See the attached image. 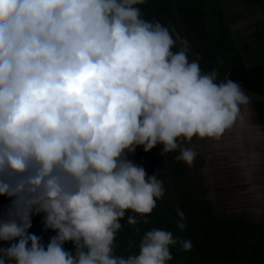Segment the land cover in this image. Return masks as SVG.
Returning a JSON list of instances; mask_svg holds the SVG:
<instances>
[{
	"label": "clouds",
	"instance_id": "1",
	"mask_svg": "<svg viewBox=\"0 0 264 264\" xmlns=\"http://www.w3.org/2000/svg\"><path fill=\"white\" fill-rule=\"evenodd\" d=\"M145 2L0 0V264H169L171 247L192 249L152 229L128 241L138 254L116 255L126 213L129 226L147 223L165 195L127 157L159 145L191 166L183 145L245 126L251 97L202 72L186 39L142 17ZM40 214L56 233L46 247L29 231Z\"/></svg>",
	"mask_w": 264,
	"mask_h": 264
},
{
	"label": "trees",
	"instance_id": "2",
	"mask_svg": "<svg viewBox=\"0 0 264 264\" xmlns=\"http://www.w3.org/2000/svg\"><path fill=\"white\" fill-rule=\"evenodd\" d=\"M165 1L146 0L144 5L138 7L144 19L158 21L170 29L175 28V20L167 17L178 7L176 4H167L175 0ZM256 1L259 2L253 0L250 3ZM163 17L166 18L163 20ZM183 17V31L194 29L191 25L193 16H186L185 19ZM200 33L204 34L202 30ZM220 35L221 33L216 37L182 36L190 45L189 59H196L199 56L202 72L215 70L219 80L228 78L238 82L241 88L252 96L256 121L264 125V62L248 61V56L241 49L235 48L232 41L224 40ZM161 152L162 148L159 145L147 153L143 148H137L134 154L127 157L136 165L143 167L148 176L158 174V179L163 181L165 195L157 201V206L150 215L139 218L147 219V223L141 222L135 228L129 226L126 218L132 213H126L125 219L120 221L122 230L116 237V255L138 254V247L129 249L128 241L134 240L138 246L147 231L163 229L172 232L175 237L192 242V249L189 252L171 247L173 259L169 264H264V222L252 223L243 217H218L203 196L189 191V182L184 177L185 168L176 159V153L162 156ZM9 206L10 200L7 197H0V218L6 215ZM177 210L183 211L185 215L187 227L184 231L176 227L179 221ZM29 231L39 237L45 247L56 235L52 230L45 229L42 214L32 217V227ZM0 245L8 246L3 242H0ZM64 248L75 253L72 243H66Z\"/></svg>",
	"mask_w": 264,
	"mask_h": 264
},
{
	"label": "rangeland",
	"instance_id": "3",
	"mask_svg": "<svg viewBox=\"0 0 264 264\" xmlns=\"http://www.w3.org/2000/svg\"><path fill=\"white\" fill-rule=\"evenodd\" d=\"M262 42L264 45V40ZM259 50L260 60L264 62L263 46ZM247 94L251 101L246 110V125L233 128L220 141L194 138L183 146L193 148L196 159L191 166L179 162L185 168L189 191L203 196L218 217H243L252 223H262L264 125L256 121L252 96Z\"/></svg>",
	"mask_w": 264,
	"mask_h": 264
},
{
	"label": "crops",
	"instance_id": "4",
	"mask_svg": "<svg viewBox=\"0 0 264 264\" xmlns=\"http://www.w3.org/2000/svg\"><path fill=\"white\" fill-rule=\"evenodd\" d=\"M251 1L253 0H175L173 3L167 2L178 7L167 18L175 20L173 35L179 34L185 38L197 35L216 37L221 33L220 37L232 41L235 48L241 49L248 56V61H260L262 53L259 47L263 46L264 49V0L250 3ZM191 15L194 29L183 31L182 17L185 19ZM201 30L204 34L200 33Z\"/></svg>",
	"mask_w": 264,
	"mask_h": 264
}]
</instances>
